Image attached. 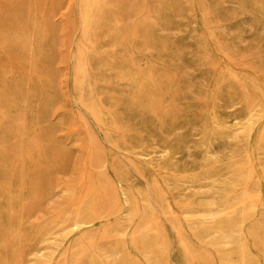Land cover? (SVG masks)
Returning a JSON list of instances; mask_svg holds the SVG:
<instances>
[{"label": "rangeland", "instance_id": "1", "mask_svg": "<svg viewBox=\"0 0 264 264\" xmlns=\"http://www.w3.org/2000/svg\"><path fill=\"white\" fill-rule=\"evenodd\" d=\"M17 263L264 264V0H0Z\"/></svg>", "mask_w": 264, "mask_h": 264}, {"label": "bare ground", "instance_id": "2", "mask_svg": "<svg viewBox=\"0 0 264 264\" xmlns=\"http://www.w3.org/2000/svg\"><path fill=\"white\" fill-rule=\"evenodd\" d=\"M115 195H116V193H115ZM118 204V203H117ZM126 205H128V204H126ZM169 208V207H168ZM167 210V209H166ZM125 211V210H124ZM233 211V210H232ZM125 213V212H124ZM210 215L212 216V217H217L218 216V214L216 213V212H212V213H210ZM203 217V216H202ZM145 220V219H144ZM146 222H147V220H146ZM145 223V222H144ZM157 223V222H156ZM77 224V223H76ZM75 224V225H76ZM148 230H156V227L154 226V225H149V226H147L146 227ZM156 233V232H155ZM121 234V233H120ZM124 234V233H123ZM124 236V235H123ZM159 236V235H158ZM82 240V239H81ZM85 244V243H84ZM245 254V253H244ZM121 255H122V253H121ZM121 255H120V252L117 250V249H114L113 251H112V257H114V259H119L120 261H122L123 259H122V257H121ZM80 254H78V255H76L74 258H71L72 260H74V262L75 261H77L80 257ZM21 262V261H20ZM18 263H19V261H18ZM17 263V264H18Z\"/></svg>", "mask_w": 264, "mask_h": 264}]
</instances>
